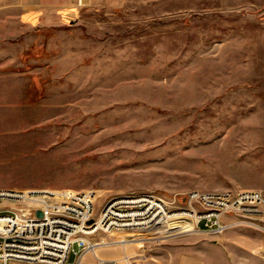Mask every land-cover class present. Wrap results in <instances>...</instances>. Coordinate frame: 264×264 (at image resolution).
<instances>
[{"label": "rangeland", "instance_id": "obj_1", "mask_svg": "<svg viewBox=\"0 0 264 264\" xmlns=\"http://www.w3.org/2000/svg\"><path fill=\"white\" fill-rule=\"evenodd\" d=\"M263 187L264 0H0V188L93 190L96 211L147 193L174 214L192 191ZM164 222L124 242L212 233ZM244 231L218 246L257 247Z\"/></svg>", "mask_w": 264, "mask_h": 264}, {"label": "built area", "instance_id": "obj_2", "mask_svg": "<svg viewBox=\"0 0 264 264\" xmlns=\"http://www.w3.org/2000/svg\"><path fill=\"white\" fill-rule=\"evenodd\" d=\"M95 198L93 190L0 188V199L7 201L0 206V264H116V258L101 255L95 248L124 242V236L108 242L95 237L97 233L124 231L128 238L133 230L160 227L168 216L180 215L157 213V217H149V210H157V201H164L153 194L117 197L99 211ZM187 201L193 224L178 232L204 229L219 233L242 225L264 233V187L234 192L192 191ZM10 210L24 211V218H9ZM37 213L55 216V225L38 221ZM94 216H103V224L95 225ZM215 222H222V229H215ZM61 237L79 245V249H73L75 257L71 261V246H62ZM6 246H15V253H6ZM123 257L128 259L127 254Z\"/></svg>", "mask_w": 264, "mask_h": 264}, {"label": "crops", "instance_id": "obj_3", "mask_svg": "<svg viewBox=\"0 0 264 264\" xmlns=\"http://www.w3.org/2000/svg\"><path fill=\"white\" fill-rule=\"evenodd\" d=\"M246 229H252L259 234V240L256 241L257 247L249 251L239 248H227L224 243H222L224 248L218 246V242L229 236L228 232L236 230L239 234H242L245 233L244 230ZM206 234L211 235L196 231L155 239L116 242V245H113L116 246V250L112 254L106 255V257L116 258V264H261L262 257L258 255L264 250V233L261 231L239 225L229 227L221 234ZM135 243L137 245H133ZM124 244L133 249L131 254L125 252L123 249ZM215 244L221 252L217 255L212 253ZM124 254L128 255V260L122 261L119 257Z\"/></svg>", "mask_w": 264, "mask_h": 264}, {"label": "bare ground", "instance_id": "obj_4", "mask_svg": "<svg viewBox=\"0 0 264 264\" xmlns=\"http://www.w3.org/2000/svg\"><path fill=\"white\" fill-rule=\"evenodd\" d=\"M94 195H95V193H94ZM158 207H159V209L152 212V214H149V217H155L157 215V213H159L160 211H163L165 213V209L162 207V205L160 203L158 204ZM137 213H139V212H134V214H137ZM176 213H180V215H188V210H181V211H178ZM9 218H24V211L14 210L9 214ZM37 220L38 221H47L48 225H55V218H53L52 216H47V213H37ZM97 222H98V224H99V222L102 223L103 222V216L99 217L97 219ZM97 222H96V224H97ZM217 224H218V226H216V229H222V223H217ZM123 236H124L123 239H128V240L132 239L134 237L133 236V237L126 238L127 235L122 233L118 238H121ZM117 240H119V239H117ZM61 244H62V246H68L69 237H61ZM99 246L100 245H98L97 247H99ZM6 253H15V246H12V250L9 252L6 250ZM126 260H128V259H126ZM124 261H125V259H124Z\"/></svg>", "mask_w": 264, "mask_h": 264}]
</instances>
